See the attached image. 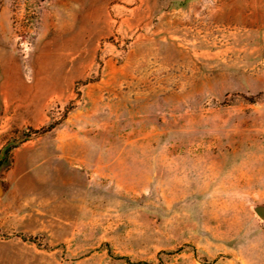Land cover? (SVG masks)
Masks as SVG:
<instances>
[{"label":"rangeland","instance_id":"1","mask_svg":"<svg viewBox=\"0 0 264 264\" xmlns=\"http://www.w3.org/2000/svg\"><path fill=\"white\" fill-rule=\"evenodd\" d=\"M0 264H264V0H0Z\"/></svg>","mask_w":264,"mask_h":264},{"label":"water","instance_id":"2","mask_svg":"<svg viewBox=\"0 0 264 264\" xmlns=\"http://www.w3.org/2000/svg\"><path fill=\"white\" fill-rule=\"evenodd\" d=\"M3 193V185L0 181V195ZM256 212L259 214V215H263V212H264V208L262 206H258L256 207Z\"/></svg>","mask_w":264,"mask_h":264},{"label":"crops","instance_id":"3","mask_svg":"<svg viewBox=\"0 0 264 264\" xmlns=\"http://www.w3.org/2000/svg\"><path fill=\"white\" fill-rule=\"evenodd\" d=\"M3 194V193H2ZM2 194L0 195V197L2 196Z\"/></svg>","mask_w":264,"mask_h":264}]
</instances>
